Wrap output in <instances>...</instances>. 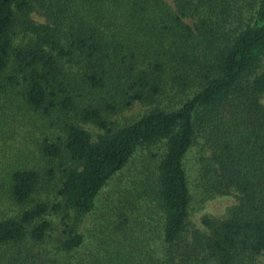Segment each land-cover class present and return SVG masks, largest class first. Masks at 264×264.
<instances>
[{"label": "trees", "instance_id": "obj_1", "mask_svg": "<svg viewBox=\"0 0 264 264\" xmlns=\"http://www.w3.org/2000/svg\"><path fill=\"white\" fill-rule=\"evenodd\" d=\"M263 61L264 0H0V96L12 95L10 121L38 131L39 155L27 136L1 151L10 213L0 214V264H244L262 254ZM136 104L145 110L115 123ZM152 146L153 168L102 206L107 249L72 259L101 191ZM50 183L54 197L36 198ZM193 187L233 190L236 202L196 227ZM24 240L25 256L10 252Z\"/></svg>", "mask_w": 264, "mask_h": 264}, {"label": "rangeland", "instance_id": "obj_2", "mask_svg": "<svg viewBox=\"0 0 264 264\" xmlns=\"http://www.w3.org/2000/svg\"><path fill=\"white\" fill-rule=\"evenodd\" d=\"M33 17L36 19L41 20L42 18L38 16L37 14H33ZM187 22H192L193 19L191 17L186 18ZM19 37L22 41V35L20 32H18ZM263 67H264V61H263ZM11 94L6 97L0 96V115L3 114L2 119H0V126L3 123V127H0V166L2 164V157L7 152V150L11 149L12 146L23 147L22 138L21 136H27L29 138V149L32 152V155L39 156L38 151L36 150V144L37 142L34 140L35 137L38 136V131L36 128H33L34 132H31V128L23 127L21 130L19 126L14 122L10 121L9 117L11 116V111L9 110L10 105L13 107V100H11ZM264 102V97H263ZM145 107L136 104L131 109L123 112L121 115L116 116L113 118L115 120L116 124H121L127 120L134 118L138 116ZM8 122L5 124L4 122ZM85 127L88 128L94 135L97 133V128L93 125L85 124ZM158 146H152L150 148H140L134 158L127 164V166L121 170L119 173L114 175L112 179L108 182V184L104 187V189L99 194V197L97 199V206L91 214L85 215L81 222L78 224L76 229L80 231L84 235V243L81 245L74 253L71 255V258L78 259L84 258L87 261H90L94 256H98L102 254L103 248L108 247L110 240L109 236L106 235L108 227L107 226V220L101 216L102 214V206H104L107 202L108 198H114L116 194L123 189L128 188L129 185L133 184L135 179L143 178V174H139L138 170H143L144 167H150V169L153 168V166L157 162V154L159 151ZM3 155H2V152ZM6 157V156H4ZM46 160L40 161L41 164H45ZM9 162V159L6 161V163ZM47 162V161H46ZM60 176V171H56V181L58 180ZM56 186L54 184H48L36 195V198H44L48 199L54 197ZM212 192V191H211ZM49 197V198H47ZM236 193L233 190H224L223 192H212L209 196H204L199 191L193 187L192 189V201H191V208H190V223L191 225H194L196 227L202 228L201 219L205 216H208L210 218L214 219H221L226 216L228 209L236 202ZM112 200V199H111ZM9 203L7 201L0 202V214L1 213H10V207L6 210L4 209ZM13 208H15L12 205ZM6 210V211H3ZM138 212L143 213L142 209L139 208ZM13 214V212H12ZM106 216L109 214L105 213ZM61 215H54L52 216L53 219V232H50L53 234V237L51 240H53V243L50 247L51 254L55 251L58 245V241L56 244H54V239L56 237V233L59 232V229L61 228ZM113 219V217H109L108 220ZM148 220V219H145ZM144 225L147 221H143ZM144 225L138 226L136 232L134 235L139 234V238L141 237L142 228ZM104 230V231H102ZM136 237V236H134ZM33 244L30 240H24L23 242L19 243L18 245L14 246L13 249H10V252H19L21 254H26V249L29 245ZM27 245V246H26ZM44 246V244H42ZM39 245H36L34 249L39 250ZM129 248V244H128ZM50 254V258H51ZM58 257L61 258L62 261H64V258L67 257L66 254L59 252ZM31 259V258H28ZM244 264H264V252L257 256L256 258L246 261Z\"/></svg>", "mask_w": 264, "mask_h": 264}]
</instances>
